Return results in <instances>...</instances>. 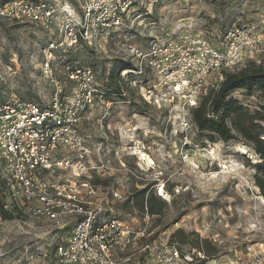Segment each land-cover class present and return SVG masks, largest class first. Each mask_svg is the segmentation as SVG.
Instances as JSON below:
<instances>
[{"label": "rangeland", "instance_id": "374dc122", "mask_svg": "<svg viewBox=\"0 0 264 264\" xmlns=\"http://www.w3.org/2000/svg\"><path fill=\"white\" fill-rule=\"evenodd\" d=\"M64 1L80 11L78 0ZM130 14L131 20L118 30L98 31L92 44L81 39L76 45L65 43L57 49L54 66L66 90L67 64L80 61L92 65L99 86L108 90L109 70L116 60L135 64L131 46L145 50L152 41L188 28L201 31L218 44L223 34L239 23L260 24L264 0L146 1ZM259 29L261 50L247 55L236 68L252 61L264 64V26ZM51 40H63L57 28L47 30L31 22L0 17V100L50 101L54 87L43 76L41 62L42 50ZM151 77L150 73H133L123 80L130 102L112 96L98 101L82 117V132L91 150L83 176H90L99 187L92 208L100 217L126 221L137 233L129 246L116 249L119 264H154L144 247L178 246L169 240L178 228L208 238L216 248L210 257L264 242V197L255 184V169L248 162V157L255 162L258 156L243 144L217 142L202 147L195 140L196 125L183 128L185 116H191L182 109L183 99L143 103L140 86H136L139 82L133 80L147 86ZM217 81L219 74L214 73L208 90ZM234 95L252 108L264 105V97L257 94L237 91ZM47 176L51 180L74 178L70 168ZM4 183L8 207L17 205L23 214L14 220L0 218V264H58L56 247L72 232L74 217L65 218L60 227L29 211L26 199L12 193L0 156V184ZM143 186L167 201L161 214L151 216L126 208L124 201L130 193ZM183 249H190V245ZM129 256L130 260H124Z\"/></svg>", "mask_w": 264, "mask_h": 264}, {"label": "built area", "instance_id": "2783aa9c", "mask_svg": "<svg viewBox=\"0 0 264 264\" xmlns=\"http://www.w3.org/2000/svg\"><path fill=\"white\" fill-rule=\"evenodd\" d=\"M64 0H9L0 2V17L31 22L44 29L57 28L63 40L49 41L43 48L42 74L53 85L50 101L0 100V156L8 185L14 195H22L29 211L64 226L74 217L69 237L56 247L58 264H119L117 248L135 239L133 228L119 218L100 217L92 208L99 187L92 183L85 160L91 154L82 132V117L98 101H105L92 65L76 61L65 66L66 83L56 72L54 60L59 47L76 45L81 39L90 44L98 31L110 33L131 20V10L146 1L157 0H78L79 9ZM260 24L243 22L230 28L216 44L201 31L188 28L173 36L151 42L147 49L131 46L134 74L150 73L147 86L139 82L144 101L153 104L183 99L186 115L208 93V80L223 71L234 70L247 55L261 50ZM128 70L122 72L126 76ZM185 116L183 128L193 126ZM74 157V158H71ZM72 169L73 179L47 178L57 169ZM115 196L121 197L119 192ZM145 254L154 264H264V242L251 243L229 254L210 257L202 249H181L175 244L146 245ZM124 260H130V256Z\"/></svg>", "mask_w": 264, "mask_h": 264}, {"label": "trees", "instance_id": "16d2710c", "mask_svg": "<svg viewBox=\"0 0 264 264\" xmlns=\"http://www.w3.org/2000/svg\"><path fill=\"white\" fill-rule=\"evenodd\" d=\"M9 0H1L5 3ZM224 33V32H222ZM225 35V34H223ZM134 63L130 60L119 59L109 70L108 90H103L105 99L118 96L130 102L123 86L133 74ZM126 72L123 76L122 72ZM237 91L257 94L264 97V64L254 61L234 70L223 71V79L217 88H212L203 96L198 106L191 109L192 121L196 125V142L202 147L210 143H236L246 145L258 157L248 162L255 169V184L264 197V105L250 107L234 95ZM144 104H147L143 101ZM0 184V218L14 220L22 217V209L17 205L8 207L6 201V183ZM6 188V189H5ZM127 209H137L151 216L161 214L168 206L166 200L159 196L149 186L135 188L124 201ZM169 240L176 242L179 248L190 245V248L202 249L208 256L216 250L213 243L201 237L196 231L187 232L183 228L176 229Z\"/></svg>", "mask_w": 264, "mask_h": 264}, {"label": "bare ground", "instance_id": "6f19581e", "mask_svg": "<svg viewBox=\"0 0 264 264\" xmlns=\"http://www.w3.org/2000/svg\"><path fill=\"white\" fill-rule=\"evenodd\" d=\"M161 192L163 193V189L161 190Z\"/></svg>", "mask_w": 264, "mask_h": 264}]
</instances>
